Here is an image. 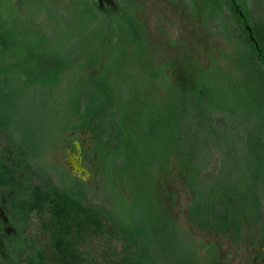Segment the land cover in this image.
<instances>
[{
    "label": "trees",
    "instance_id": "16d2710c",
    "mask_svg": "<svg viewBox=\"0 0 264 264\" xmlns=\"http://www.w3.org/2000/svg\"><path fill=\"white\" fill-rule=\"evenodd\" d=\"M13 1L0 0L1 45L19 41L15 30L30 19L31 37L41 50H47L48 43L54 42L61 44L59 50H80L85 36L99 38L109 26L102 25L101 14L88 0H19L20 9L26 12L22 22ZM189 1L209 27L228 39L234 36L245 43L243 54L249 70L264 86V0H243L241 5L234 0H198L199 7L196 0ZM44 29L49 34L58 32L53 42ZM62 31L64 34H59ZM108 51L112 58L119 53L117 49ZM96 53L93 58L97 62L103 50ZM87 65L84 61L74 64L63 60L60 54L24 68L4 63L5 70H16V78H23L19 106L32 110L35 101L31 99L38 98L36 108L45 126L40 128L43 138L37 141V147H47L62 132H81L92 140L97 155L94 171L84 166L93 176V183L87 185L77 177L61 174L42 163L29 147L33 141L23 136L13 138L16 124L9 117L11 108L0 100V174H8L10 181L18 178L11 190L12 201H16L14 206L24 208V229L32 211L40 219L37 231L34 224L26 234L21 230L13 248L14 264H33V259L36 264H178L184 254L191 255L189 234L169 217L145 216L149 224L157 221L156 234L136 225L148 208L149 192L138 196L132 191L138 183L134 175L140 174L142 167L138 161L131 166L132 171L128 167L130 152L141 148L132 130L140 133L147 144L177 148L190 161L193 195L188 211L195 226L223 238L230 237L235 244L239 232L237 217L244 209L250 245L264 246V108L240 89L250 107L245 105L246 98L240 100L232 86L217 83L213 70L208 69L197 80L189 108H167L161 113L162 123L148 111L138 118L135 127L126 113L131 99L128 87L118 81L111 84L103 72L83 77ZM44 77L50 80L39 83ZM37 80V85H31ZM198 108L202 113L199 117L195 112ZM160 160L162 153L155 150L148 156L149 165ZM245 181L248 194L242 191ZM57 182L64 189H58ZM126 190L133 194L131 205L127 204ZM34 194L43 199L36 202ZM86 197L96 203L83 204ZM138 208H143V212H138ZM44 214H48L47 220L40 217ZM162 223L166 231L160 230ZM40 232L48 242L37 238ZM64 256H68V263Z\"/></svg>",
    "mask_w": 264,
    "mask_h": 264
},
{
    "label": "rangeland",
    "instance_id": "374dc122",
    "mask_svg": "<svg viewBox=\"0 0 264 264\" xmlns=\"http://www.w3.org/2000/svg\"><path fill=\"white\" fill-rule=\"evenodd\" d=\"M234 1L240 5L243 3V0ZM88 2L99 15L101 14L102 25L109 26L105 27L106 29L99 38L92 39V35L85 36V39L81 41L83 47L80 50L74 48V50H59L61 44L52 43L58 32L49 34L50 31L47 32L46 29L44 31L51 37L52 44L48 43L47 50H41V46H38L31 37L33 29L29 31L28 28L32 19L15 30L19 41H14L12 45L0 44V100L11 108L9 117L10 119L14 118L16 124L14 132H12L13 138L17 139L23 136V138L33 141L34 144L29 147L34 150L37 156L41 157L42 163L54 167L61 174L71 175L65 164L66 151L71 148L72 142L77 140L81 145L83 165L94 171L93 161L97 160L94 143L81 132H62L47 147L43 149L37 147V141L43 138L40 128L45 126L41 123L43 117L36 108L38 98L34 96L31 99V101H35L34 105L32 103V110H23L19 106L22 102L19 88L23 86V78L20 77V80L16 78L18 77L16 70H5L4 63L6 62H12L18 68H24L23 66L31 65L37 60L58 54L61 59L71 60L74 64L84 61L88 65L84 68L83 77L89 78L103 72L111 84L118 81L128 87L131 99L126 113L129 118L134 120L131 124L135 127H138V118L148 111H152L158 122L162 123L161 113L165 112L167 108L174 106L181 109L189 108V98L192 95L195 98L193 93L197 80H201L203 72L208 69L213 70L212 76L217 83H222L227 87L232 86L237 91L236 96L240 100L246 98L245 105L250 107V104L246 103V95L239 93L240 89H244L248 96L256 101L258 107L264 108V86L257 77H253L249 70L246 56L243 54L246 50L245 43L234 36L228 39L217 33L214 27H209L194 9V4L191 1L88 0ZM200 3L198 0L195 1L198 7L201 5ZM13 4L19 10L22 22L25 20L26 12L20 9L21 2L19 0H14ZM48 19L52 22L51 17ZM55 26L57 27L56 24ZM35 31L37 30L34 29V33H36ZM59 34L64 33L62 31ZM90 39L92 40L89 41ZM114 49L119 52L116 54V58H112L108 51ZM97 50H103V54L96 59V62L93 55ZM44 79H41L43 81L39 83H46L50 80L47 77ZM37 82L38 80L33 81L31 85L35 86L38 84ZM209 83H214V80ZM64 98L67 100L68 96ZM192 101L196 104L193 98ZM190 108L193 109L192 106ZM198 110L199 108L195 112L199 117L202 113ZM60 126L63 129L65 124ZM132 131L141 148L133 154L130 152L128 167L132 171L131 166L135 161H138L142 166L140 174L134 175V181L138 183L135 191H132L138 196H145L146 190L149 192L146 195L149 200L148 208L144 216L138 218L136 225L151 234L159 233L156 229L157 221H152L153 224H149L148 218L145 216L154 218L161 215L164 219L169 217L173 224L181 230H185L191 238L192 253L190 256L184 254L180 257L177 260L178 264H264V246L254 247L249 243V229L244 215L246 211L243 209L237 217L239 232L235 244L231 242L230 237L223 238L195 226L190 221L188 211L193 195L190 190L192 182L189 170L190 161L184 159L177 148L164 149L160 143L147 144L140 133ZM154 150L159 154L162 153V160L149 165L148 156ZM17 179L16 176L15 181H10L8 174H0V264L15 263V259H12L16 255L13 253L15 241L11 240L12 232L14 230L18 236H21V230L26 225L21 213L24 208L14 206L16 201H12L11 190ZM90 179V182L84 183L87 185L93 183V176ZM248 182L245 181V185L242 186L243 194H248L246 187ZM60 184L57 182L58 189H64ZM124 193L127 197V204L131 205L133 202L132 192L126 190ZM37 199L39 200V197L34 194L33 200L38 202ZM87 202L89 204L96 203L91 197H86L83 200V204ZM65 208L69 210V206ZM73 210L75 211V208ZM143 210V208H138L140 213ZM147 212L148 215H145ZM28 213L26 212V214ZM40 217L47 220L48 214L40 215ZM27 218L28 225L23 230L25 234L31 224H34L37 231L40 225L38 215L32 211L27 215ZM160 230L166 231L163 223ZM45 236L40 232L37 238L48 242ZM61 237L63 238V235ZM54 253L55 249H53ZM53 254H51V258H54ZM64 257L68 258V256ZM33 261V264H36V259Z\"/></svg>",
    "mask_w": 264,
    "mask_h": 264
},
{
    "label": "water",
    "instance_id": "95a60500",
    "mask_svg": "<svg viewBox=\"0 0 264 264\" xmlns=\"http://www.w3.org/2000/svg\"><path fill=\"white\" fill-rule=\"evenodd\" d=\"M245 29L249 32V29L245 27ZM253 40V39H251ZM71 148L66 151V166L70 171L71 175L79 178L83 182H90V173L82 164V156H81V145L78 141H73L71 144Z\"/></svg>",
    "mask_w": 264,
    "mask_h": 264
},
{
    "label": "flooded vegetation",
    "instance_id": "af4514ba",
    "mask_svg": "<svg viewBox=\"0 0 264 264\" xmlns=\"http://www.w3.org/2000/svg\"><path fill=\"white\" fill-rule=\"evenodd\" d=\"M81 156H82V152H81ZM82 160H83V158H82ZM83 164V163H82ZM13 235H12V237H11V240L12 241H15V243H17V241L19 240V238H20V236H18V234H16V232H14V230H13Z\"/></svg>",
    "mask_w": 264,
    "mask_h": 264
},
{
    "label": "bare ground",
    "instance_id": "6f19581e",
    "mask_svg": "<svg viewBox=\"0 0 264 264\" xmlns=\"http://www.w3.org/2000/svg\"><path fill=\"white\" fill-rule=\"evenodd\" d=\"M90 173V172H89Z\"/></svg>",
    "mask_w": 264,
    "mask_h": 264
}]
</instances>
